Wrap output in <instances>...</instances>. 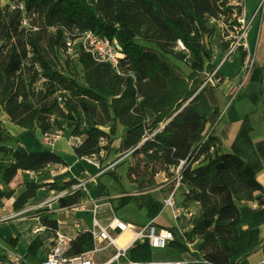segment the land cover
<instances>
[{
	"label": "trees",
	"instance_id": "trees-1",
	"mask_svg": "<svg viewBox=\"0 0 264 264\" xmlns=\"http://www.w3.org/2000/svg\"><path fill=\"white\" fill-rule=\"evenodd\" d=\"M10 1H23L30 13L39 16L42 25L35 23L39 30L26 34L20 29L19 13L6 12L0 3L4 37H17L5 59L0 45V151L14 160L4 172V181L10 183L19 170L41 172L50 164L67 162L53 151L20 150L21 141L7 129L3 114L27 131L39 128L47 134L69 128L72 135L83 134L82 144L74 147L75 154L79 158L97 155L101 169L120 154L132 151L135 163L124 161L114 172H105L98 178L110 197L122 194L116 198L118 208L131 202L129 193L151 188L159 171L197 153L199 164L184 171L183 182L189 193L183 192L182 203L188 206L197 202L201 209L193 217L189 231L175 229L176 238L167 246L175 256L170 259L196 260L186 240L198 237L202 240L199 251L210 263L248 264L249 256L264 248V239L260 238L264 185L257 177L264 167V139L254 143L255 128L264 130V56L262 62L254 59L247 83V94L255 109L244 117L230 152L221 151L219 125L231 95L220 89L225 78L220 68L213 76L218 83L208 80L218 66L212 41L218 27L211 19L235 16L238 18L234 25H241L238 19L244 10L242 0ZM7 14L11 16L9 21ZM63 27L91 29L98 35L117 38L126 55L125 75H118L109 64L96 62L88 53L71 59L66 55ZM179 41L185 50L178 48ZM229 47V43L223 44L224 51ZM240 53L243 64L247 51L241 47ZM25 62L36 72L30 86L40 73L46 78L36 103L22 75ZM59 96H63V106ZM119 124L126 131L120 147H114ZM225 129L229 135L231 127ZM152 133L153 137L147 138ZM124 165L126 183L114 174ZM77 183V179L62 184L42 180L26 183L14 208H24L43 187L61 191ZM14 194V190L0 188V203ZM85 198L78 188L59 197L58 203L61 208H71ZM156 204V212L144 205L141 210L154 218L161 207V203ZM38 212L42 224L54 232L59 229L56 211ZM0 240L5 247L14 249L19 237ZM41 245L38 241L26 243L24 259L28 264H42L37 258ZM92 247L90 233H79L70 254ZM133 258L151 259L152 251L147 244L139 245L133 249Z\"/></svg>",
	"mask_w": 264,
	"mask_h": 264
},
{
	"label": "built area",
	"instance_id": "built-area-1",
	"mask_svg": "<svg viewBox=\"0 0 264 264\" xmlns=\"http://www.w3.org/2000/svg\"><path fill=\"white\" fill-rule=\"evenodd\" d=\"M246 0H242L244 3ZM261 15H264V0H260ZM1 7L9 13L18 12L20 15V29L26 34L31 31L39 30V26L35 24L31 18L26 4L23 1L6 0L1 3ZM223 26V25H221ZM53 31L55 27L51 28ZM63 37L66 43V55L71 59H76L80 53H88L98 63H106L118 75H125L123 72V63L126 62V55L123 45L117 38H109L107 36L98 35L94 30H82L79 27H63ZM178 48L185 50V46L181 41L178 42ZM29 54L32 55L31 47L28 46ZM28 61V60H27ZM38 70L39 66L36 65ZM219 69V68H218ZM216 69L209 77L213 84V76L218 70ZM134 76L133 73L129 74ZM61 106L64 105L63 96L58 97ZM51 139H55L62 135L61 130L54 133L45 134ZM154 133L147 138L153 137ZM75 146L81 145L83 135L76 134L71 136ZM207 137L204 141H206ZM104 151L101 152V155ZM196 154H191L188 158L180 160L178 164L169 165L166 170L159 171L156 179L172 185V192L164 199L162 211L171 210L172 217L176 222V226L167 227L161 225L152 219L148 222L140 224L131 223L118 217L117 215L106 217L105 220L99 218L100 208L109 203L101 198L87 201L86 198L76 206L71 207L72 210H87L91 206L93 216L90 223L77 221L79 231L76 234H68L57 230L54 232V244L46 253V257L42 260V264H189V260L185 259H134L130 257V251L139 245L147 244L151 249L165 248L176 238L175 229L181 233H185L192 228V219L195 212L190 210L189 206H185L182 202L178 203L176 193L181 190L182 193H189V189L183 182L184 171L188 166H196L200 159H196ZM96 157L93 155L89 158ZM99 165V162L97 163ZM77 188L79 185L76 186ZM63 196L58 195L56 199ZM9 217L3 216L0 222L6 221ZM90 233L93 241V247L80 254L71 255L72 242L79 233ZM187 242V240H186ZM195 264H212L207 260L197 261ZM0 264H28L24 256L14 252H9L6 257L0 256Z\"/></svg>",
	"mask_w": 264,
	"mask_h": 264
},
{
	"label": "crops",
	"instance_id": "crops-1",
	"mask_svg": "<svg viewBox=\"0 0 264 264\" xmlns=\"http://www.w3.org/2000/svg\"><path fill=\"white\" fill-rule=\"evenodd\" d=\"M259 0H246L244 3L243 14H245L246 8L249 5L257 6ZM259 33V30H258ZM258 36V35H257ZM235 52V51H234ZM233 52V53H234ZM231 52V54H233ZM231 57V55H230ZM229 57V58H230ZM228 58V59H229ZM227 61V60H225ZM221 69V66L218 67ZM222 72V71H221ZM223 73V72H222ZM224 74V73H223ZM225 77V75H224ZM234 81L225 80L220 84V89L226 94L229 95V90L233 84L237 83L239 78L234 77ZM247 90H244V92ZM244 94V93H243ZM243 97V96H242ZM241 97L234 98V103L226 110L222 115V120L219 125V134L222 136V142L220 148L222 152H230L232 150V145L236 139L238 133L241 130L244 117L251 113L255 107L249 99H239ZM233 101V100H232ZM248 108H250L248 110ZM7 116V115H6ZM7 129L15 136H17L21 143L19 149L24 152L32 151H53L58 153L66 162L67 165L62 164H50L41 172L34 171H23L19 170L17 175L10 183H6L3 179L5 170L10 167L14 160L7 153L0 151V188L8 191H15V194L10 199H4L0 203V218L3 216H8L9 218L6 221L0 222V239L10 241L13 238L19 237V241L14 249H9L2 245L0 240V256L6 257L9 252H14L21 255H26V243H31L33 241L41 242L42 245L38 249L37 258L42 262L46 257V253L50 247L54 244V231L48 228L46 225L42 224L39 216V210L41 209H50L51 211H56L58 215L59 229L62 232L68 234H76L79 231V226H77V221H82L84 223H90L92 220L93 212L91 206L89 205L87 210H82L81 212L86 213V218L84 216L79 217L77 220H66L62 218V212L73 211L72 208H61L55 207L53 204L58 203V199H55L52 203L49 201L48 192L53 193L55 190L48 187L41 188L36 198L31 200L24 208L16 210L14 208V201L19 194H21L26 189V183L42 180L44 182H57L59 184L68 182L73 179H77L79 183L71 186L72 192L75 189L81 188L84 192L86 200L98 199L107 200L110 198H117L122 196V194L113 195L110 197L106 187L102 184H99L98 178L105 172H114L115 167L124 162L129 161V156L132 157V151L126 152L127 159L121 161L118 159L112 165L110 164L106 168H100L99 158L96 157H82L79 158L74 151V141L72 140V130L65 129L62 131V135L55 139H51L46 136L41 129L37 128L34 132L27 131L26 129L20 127L19 125L14 124L10 121L7 116V120H4ZM122 132H118L116 139L113 142L114 147H120L123 135L125 134V127L121 125ZM225 127H231V133L228 135ZM108 130V128H105ZM83 135V134H82ZM264 139H256L254 143ZM104 143V141H103ZM254 148V147H253ZM104 155V152L101 156ZM116 174V173H114ZM258 180L264 185V167L257 172ZM157 190L169 189L168 195L172 192V185H169L167 182H163L161 179H156ZM79 185L77 188L76 186ZM70 188V187H68ZM67 188V189H68ZM135 191V190H134ZM133 191V192H134ZM132 192V193H133ZM129 193V195H132ZM167 195V196H168ZM183 195L182 191L179 190L176 193V198ZM44 196V197H43ZM164 201V199H163ZM183 201V199H182ZM254 207H257V204H253ZM163 207V202H162ZM162 209V208H161ZM154 218L149 217L143 222H148L152 219H155L159 223L160 215L164 212H161ZM174 220V219H173ZM142 221V220H141ZM175 222V220H174ZM133 223V222H131ZM160 224V223H159ZM162 225V224H161ZM176 226V222H175ZM260 238L264 239V225L261 227ZM188 260V259H185ZM194 261V260H193ZM202 264V263H201ZM248 264H264V248H260L248 258Z\"/></svg>",
	"mask_w": 264,
	"mask_h": 264
},
{
	"label": "rangeland",
	"instance_id": "rangeland-1",
	"mask_svg": "<svg viewBox=\"0 0 264 264\" xmlns=\"http://www.w3.org/2000/svg\"><path fill=\"white\" fill-rule=\"evenodd\" d=\"M6 0H0V3H5ZM245 3V1H244ZM260 3V0L257 4ZM230 4L226 5L224 7V10L229 6ZM223 11V10H222ZM7 20H10V14H7ZM225 17V16H224ZM220 16L219 20H215L214 18L211 19V23H214L218 27V32L213 38V44L215 47V60L218 63V67L221 66V71L225 75V80L228 81H234V77L239 78L237 83L233 84L231 89L228 91L229 95H231V98L227 101L223 113L226 112V110L231 106L232 103H234V98L241 97L239 99H249V96L247 94V90L244 92V90L247 87L248 80L250 78V69L253 65L254 59H257L259 62L263 61L262 56H264V17L261 15L260 18V26H259V33L257 36V40L254 46V49H250L247 45V40L245 37V24L242 21L244 18V14L239 17V21L241 25H234V21L237 20L238 17L232 16V17H225ZM31 18L34 23H37L39 26L42 25V20L39 18V16L35 13L31 12ZM223 25V26H221ZM17 41V37L13 36L12 38L8 39L4 37V31L3 27L0 26V45L2 46V58L5 59L7 56L10 47L12 45H15ZM229 43L230 47L227 51L223 50V44ZM244 47V49L247 51V56L245 58L244 63L242 64V58L240 53V48ZM235 51V52H234ZM231 52L233 54H231ZM231 55V57H230ZM64 58H66L65 55H63ZM230 57V58H229ZM229 58V59H228ZM227 60V61H225ZM29 63L25 62L22 70L23 78L26 80L27 85V91L31 96V99L34 103L38 101V94L39 91L45 88L44 84L46 81V78L40 73L37 75L36 80L33 82L32 86H30V82L33 79V76L35 75L34 69L29 68ZM36 69L37 66L35 67ZM210 76V75H209ZM215 83H218V80H214ZM29 83V84H28ZM220 84V83H219ZM244 93V94H243ZM243 96V97H242ZM233 100V101H232ZM251 102V100L249 99ZM253 104V103H252ZM255 107V105H254ZM250 108H248L249 110ZM3 120H7L6 114H3ZM122 127L119 124V132H122ZM264 137V130L263 128L256 127L254 130V138L261 139ZM255 139V140H256ZM106 141H104V144ZM130 159L131 163H135L136 159L131 158V156L128 157ZM120 159L121 161H124L127 159L126 153H122L117 157V160ZM116 160V161H117ZM114 161L113 163H115ZM119 161V160H118ZM111 163V165L113 164ZM127 165L117 168L116 174L121 176L122 182L126 183L125 179V170ZM150 171V168H149ZM149 174V173H148ZM114 183V182H112ZM129 184V182H128ZM72 187L65 189V190H55L53 193L48 192L49 201L52 203L58 195H66L70 192ZM169 193V189H162L157 190V183L155 180L154 185L151 188H147L144 190H135L132 195H130L131 202L128 205H125L121 208H118L116 205V198H107L106 205H103L100 208V214L99 218L103 221L106 217L113 216L114 214L118 217L124 219L128 222H133L135 224L143 223V221L147 220L149 217L147 214H145L141 210V205H144L148 208H151L154 212L157 211L156 203H161L160 210H162V202L163 199L167 197ZM44 197V196H43ZM183 199V195L177 197L178 203H181ZM56 201V200H55ZM106 201V200H105ZM55 207H60L59 203L53 204ZM190 210L195 212V216H197L200 212L201 206L197 202H192L189 205ZM82 210H69L66 212H62V218L66 220H77L79 217L84 216L86 218V213L81 212ZM142 220V221H141ZM159 223L167 226V227H173L175 226V222L172 217L171 210L167 209L164 213L160 215ZM201 239L198 237H195L194 239H188L186 242V245L191 253H195L196 260L202 261L205 260L204 254L199 251V246L201 244ZM168 247L165 248H156L152 249V258L153 259H170L174 258L175 256L168 252ZM130 257L133 258V251H130ZM188 259L190 262L189 264H195L193 259H189V257L185 258Z\"/></svg>",
	"mask_w": 264,
	"mask_h": 264
},
{
	"label": "bare ground",
	"instance_id": "bare-ground-1",
	"mask_svg": "<svg viewBox=\"0 0 264 264\" xmlns=\"http://www.w3.org/2000/svg\"><path fill=\"white\" fill-rule=\"evenodd\" d=\"M261 8L258 4L257 6L249 5L246 8L243 22L245 24V37L248 43V47L250 49H254L257 35H258V29L260 26V18H261Z\"/></svg>",
	"mask_w": 264,
	"mask_h": 264
},
{
	"label": "water",
	"instance_id": "water-1",
	"mask_svg": "<svg viewBox=\"0 0 264 264\" xmlns=\"http://www.w3.org/2000/svg\"><path fill=\"white\" fill-rule=\"evenodd\" d=\"M194 96H195V95H194ZM194 96H193L191 99H189V101H187V102H186V103L180 108V110H179L177 113L174 114V116H176L179 112H181V111H182V110H183V109L189 104V102L194 98ZM174 116H173V117H174ZM173 117H172V118H173ZM172 118H171V119H172ZM171 119H170V120H171ZM170 120H169V121H170ZM169 121H168V122H169ZM165 125H166V124H165ZM165 125H163L162 127H164ZM144 142H145V141H143L140 145H142Z\"/></svg>",
	"mask_w": 264,
	"mask_h": 264
}]
</instances>
